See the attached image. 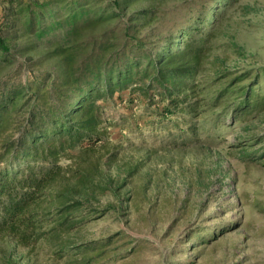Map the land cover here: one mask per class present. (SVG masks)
Returning a JSON list of instances; mask_svg holds the SVG:
<instances>
[{
  "label": "trees",
  "instance_id": "trees-1",
  "mask_svg": "<svg viewBox=\"0 0 264 264\" xmlns=\"http://www.w3.org/2000/svg\"><path fill=\"white\" fill-rule=\"evenodd\" d=\"M235 1L3 0L0 264H13L14 253L43 238L70 255L74 242L64 233L115 208H93L97 191L111 192L114 179L99 183L101 164L92 158L109 144L107 104L117 97L146 102L161 129L190 133L194 143L202 130L264 113L261 76L247 86L248 74L230 82H222L227 71L205 75L220 8ZM262 145L264 136L248 140L245 160ZM77 253L83 258L73 264L106 252L100 244Z\"/></svg>",
  "mask_w": 264,
  "mask_h": 264
},
{
  "label": "rangeland",
  "instance_id": "rangeland-1",
  "mask_svg": "<svg viewBox=\"0 0 264 264\" xmlns=\"http://www.w3.org/2000/svg\"><path fill=\"white\" fill-rule=\"evenodd\" d=\"M4 8L0 0V24ZM220 13L205 75L227 71L222 82H230L248 74L247 86L261 76L264 86V0H236ZM130 98L107 104L109 144L92 158L101 164L99 183L114 179L111 192L97 191L93 208H115L64 233L74 242L70 255L43 238L14 253L12 263L73 264L83 258L80 248L101 244L105 257L90 264H264V145L250 148L259 154L247 160L243 147L264 136V113L202 130L194 143L190 133L161 129L147 103Z\"/></svg>",
  "mask_w": 264,
  "mask_h": 264
}]
</instances>
